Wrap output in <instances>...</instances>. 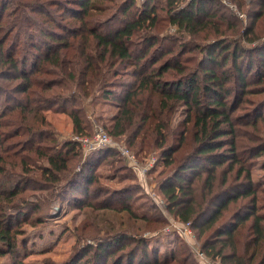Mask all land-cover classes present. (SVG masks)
I'll return each mask as SVG.
<instances>
[{
  "label": "trees",
  "instance_id": "obj_1",
  "mask_svg": "<svg viewBox=\"0 0 264 264\" xmlns=\"http://www.w3.org/2000/svg\"><path fill=\"white\" fill-rule=\"evenodd\" d=\"M136 1L0 0V79L6 81L0 84V254L20 257L15 214L31 209L46 216L44 209L67 189L86 194L97 180L91 167L111 149L95 148L79 169L70 168L79 142L58 148L43 113L59 107L77 136L90 135L76 102L97 95L117 99L111 135H126L138 151L151 139L167 166L176 162L159 189L167 208L198 229L202 250L220 264H264V202L240 156L245 150L234 116L250 94H264V0H230L233 7L222 0ZM161 10L166 33L158 32ZM122 67H130L133 80L115 84ZM180 104L183 127L171 140L170 116ZM251 115L247 123L257 133L264 99L253 100ZM188 125L193 147L177 159ZM249 152L253 159L264 155V140ZM36 168L39 177L31 172ZM128 239L135 244L126 250L119 243ZM131 239L108 234L61 264H189L192 256L158 254L145 237Z\"/></svg>",
  "mask_w": 264,
  "mask_h": 264
},
{
  "label": "rangeland",
  "instance_id": "obj_2",
  "mask_svg": "<svg viewBox=\"0 0 264 264\" xmlns=\"http://www.w3.org/2000/svg\"><path fill=\"white\" fill-rule=\"evenodd\" d=\"M144 1L137 0L136 2L140 5ZM222 1L230 7L234 5L230 0ZM159 14L158 32L166 33L169 31V25L166 19H162L166 18L165 12L161 10ZM241 15L242 18L245 17L244 14ZM64 17H66L65 20L69 18L68 15ZM243 20L245 22V19ZM109 26H117V23H110ZM171 29L174 27L171 26ZM130 72V67H122L120 75L114 79L115 84L133 80ZM249 78L253 79V72ZM0 84H6V81L0 79ZM114 90L117 92L120 87H114ZM261 99H264V94L255 96L250 94L248 100L243 103L242 109H237L234 116L238 118L237 122H239L236 124L239 150H245L240 156L246 160L245 166L249 164L251 178L259 189L258 196L264 202V193L260 192L264 188V155L254 159L253 157L249 158V150L253 148V143L258 139L264 140V122H259L257 133H254L253 126L247 123L248 121L252 122L253 119V115H251L253 113V100L257 102ZM76 106L83 113L85 130L92 131L87 136H91L94 126H97L103 128L111 137L110 145L97 147H109L111 149L105 151L100 161L95 162L91 167L97 180L88 185L86 194L68 191L67 189L61 195V199L51 202L44 209L47 213L46 216L39 213L40 211L32 212L31 209H26L21 215L15 214L14 222L21 230L17 239L20 257L14 259L8 253H2L0 254V264H13L12 262L17 260H22L24 264H61L73 257L82 245L94 244L96 240L102 239L108 234L113 235L120 232L125 233L130 239L145 237L149 247L154 248L158 254L164 251L179 250L184 252L185 257L186 254L192 253L188 261L189 264L194 262L198 264H220L202 250L203 238L198 236L197 228H192L191 221L189 224L182 222L172 210L167 208L166 200L159 186L164 177L172 174L176 162L167 166L162 157L161 147H155L151 139L146 140L149 146L138 151V148L128 146L126 135L115 137L109 133L112 118L117 112V99L106 101L97 95L88 96L81 98L79 102L77 101ZM43 113L51 126L58 148L61 149L63 142L67 140L79 142L77 149L75 148V151L70 153L71 156H74L73 161L72 159L70 161V168L79 169L89 152L82 149L78 140L84 135H76L71 117L67 112L61 111L59 107L45 109ZM184 115L185 107L181 104L171 113L169 124V130L172 132V135L169 136L171 140L178 130L182 129L183 126H179L178 122L184 118ZM188 126L184 144L176 152L177 159L193 147L191 125ZM123 146L133 152L138 161V166L140 164L145 165V174L139 173L138 168L123 157L119 150ZM147 161L151 163V166L146 165ZM222 168L224 171L227 170V168ZM31 172L39 177L40 169L36 168ZM234 173H236V169L228 173L229 181L227 182L233 180ZM220 181L221 176L218 178V182ZM199 182L202 185V180ZM46 192L44 191L42 194H46ZM37 194L39 193L37 192ZM31 199L34 200L33 197ZM88 202L96 204L92 207L86 204ZM108 203H111V207L105 206ZM153 205L156 206L153 207ZM124 206H130L131 211L125 210ZM231 207L233 208V205ZM225 213L229 215V212ZM36 216H41L43 221H36ZM120 244H126L125 249L127 250L132 248L135 243L128 239ZM114 248H116L115 243L111 246V249ZM117 253L118 251L115 252V254Z\"/></svg>",
  "mask_w": 264,
  "mask_h": 264
},
{
  "label": "built area",
  "instance_id": "obj_3",
  "mask_svg": "<svg viewBox=\"0 0 264 264\" xmlns=\"http://www.w3.org/2000/svg\"><path fill=\"white\" fill-rule=\"evenodd\" d=\"M110 138L105 130L101 127L94 126L93 128V134L91 136L84 135L81 138H78V140L81 143L82 149L84 151H91L99 146H108L111 144ZM120 152L122 153L123 157L128 160L130 163L136 166L138 168L139 173L145 174L146 167L144 164H140L138 166V161L136 159V156L131 152L126 146L119 148ZM146 165L149 167L151 166V163L148 161L146 162ZM157 201V200H156ZM162 202V201H161ZM189 224V221L187 222Z\"/></svg>",
  "mask_w": 264,
  "mask_h": 264
}]
</instances>
